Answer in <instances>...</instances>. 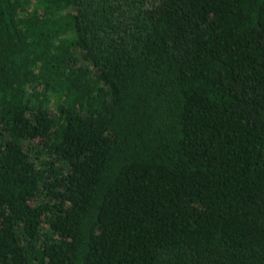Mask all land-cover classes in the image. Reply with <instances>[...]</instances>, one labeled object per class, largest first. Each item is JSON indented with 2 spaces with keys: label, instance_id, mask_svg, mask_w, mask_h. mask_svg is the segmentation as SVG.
Returning <instances> with one entry per match:
<instances>
[{
  "label": "trees",
  "instance_id": "obj_1",
  "mask_svg": "<svg viewBox=\"0 0 264 264\" xmlns=\"http://www.w3.org/2000/svg\"><path fill=\"white\" fill-rule=\"evenodd\" d=\"M0 264H264V0H0Z\"/></svg>",
  "mask_w": 264,
  "mask_h": 264
}]
</instances>
